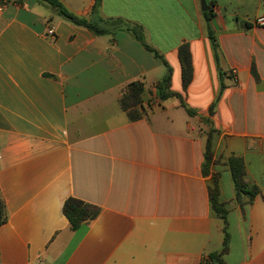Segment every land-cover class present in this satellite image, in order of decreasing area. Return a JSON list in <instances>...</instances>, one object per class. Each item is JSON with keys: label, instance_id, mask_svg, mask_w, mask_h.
Wrapping results in <instances>:
<instances>
[{"label": "crops", "instance_id": "crops-1", "mask_svg": "<svg viewBox=\"0 0 264 264\" xmlns=\"http://www.w3.org/2000/svg\"><path fill=\"white\" fill-rule=\"evenodd\" d=\"M60 1L139 30L180 96L155 98L168 67L132 30L97 33L40 0L0 1V264H203L224 248L223 264H264V0H206L210 21L202 0ZM135 80L154 104L133 120L120 98ZM231 155L260 188L251 203L237 200ZM214 175L226 221L209 199ZM70 197L98 216L72 229Z\"/></svg>", "mask_w": 264, "mask_h": 264}, {"label": "trees", "instance_id": "trees-1", "mask_svg": "<svg viewBox=\"0 0 264 264\" xmlns=\"http://www.w3.org/2000/svg\"><path fill=\"white\" fill-rule=\"evenodd\" d=\"M2 4L6 3V0H0ZM41 2H46L51 6L55 7L57 12L65 17L66 19L74 22L75 24L86 26L88 28L93 29L97 33H109L113 32L116 29L124 28L130 29L133 31L135 36L143 42L145 47L149 50L153 51L157 57L163 59L165 64L168 67V72L165 77L159 81L155 86V98L159 101L164 100L168 97L177 95L178 93L172 92L170 90L171 85V67L168 65L164 57L151 45L142 40L141 34L139 30L132 29L130 26H127L121 19H113V20H105V19H87L81 18L69 11L60 0H40ZM98 5L94 6L96 9ZM205 16L208 21H210L214 16L213 8L211 7L209 10L205 11ZM209 36L213 41V45L215 48L217 47L216 35L212 26H208ZM179 58L182 65V77H183V86L186 88L192 76V64H191V52L188 44H183L179 49ZM147 89L145 87V83L140 80L131 81L122 89V94L120 98V103L122 108L129 114L130 118L133 120L139 119L142 116L148 113V110L152 108L154 104V99L149 98L145 100V93ZM147 103V104H146ZM184 107H186L187 111L190 114H194L193 110L186 106V104L181 102ZM214 153L211 149L210 141L207 144L206 152H205V164L203 167V173H210L211 163L214 161L213 159ZM226 164L229 167V171L231 172V177L235 185L236 189V197L239 202H241L242 195L247 196V201L249 203L253 202L257 195L260 193V188L255 184H249L246 181V165L244 159L241 156L231 155L226 161ZM210 200L212 204V208L214 212L225 221L227 220L228 208L225 206V203L221 201L219 198V186L217 177L214 175L212 179V185L209 187ZM64 214L67 216L72 229H78L83 223H87L94 218H96L100 212V207L94 203L84 201L79 198L70 197L68 198L63 206ZM7 220V213L5 208V203L0 196V226L5 223ZM225 248L220 252H213L208 254L206 260L211 264H223L221 260V254Z\"/></svg>", "mask_w": 264, "mask_h": 264}, {"label": "built area", "instance_id": "built-area-1", "mask_svg": "<svg viewBox=\"0 0 264 264\" xmlns=\"http://www.w3.org/2000/svg\"><path fill=\"white\" fill-rule=\"evenodd\" d=\"M254 24L256 25H260V26H264V15H261L259 17H257L255 20H254ZM49 33L53 34L54 33V28H50L49 29ZM203 264H211L209 263L206 258L203 260Z\"/></svg>", "mask_w": 264, "mask_h": 264}, {"label": "water", "instance_id": "water-1", "mask_svg": "<svg viewBox=\"0 0 264 264\" xmlns=\"http://www.w3.org/2000/svg\"><path fill=\"white\" fill-rule=\"evenodd\" d=\"M201 2H203V10L207 11L209 9V6H208L206 0H202Z\"/></svg>", "mask_w": 264, "mask_h": 264}, {"label": "rangeland", "instance_id": "rangeland-1", "mask_svg": "<svg viewBox=\"0 0 264 264\" xmlns=\"http://www.w3.org/2000/svg\"><path fill=\"white\" fill-rule=\"evenodd\" d=\"M44 3V2H43ZM45 4H47V3H45Z\"/></svg>", "mask_w": 264, "mask_h": 264}]
</instances>
